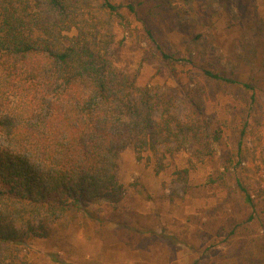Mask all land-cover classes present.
I'll return each instance as SVG.
<instances>
[{
  "label": "trees",
  "instance_id": "16d2710c",
  "mask_svg": "<svg viewBox=\"0 0 264 264\" xmlns=\"http://www.w3.org/2000/svg\"><path fill=\"white\" fill-rule=\"evenodd\" d=\"M194 1L0 0V133L6 136L0 142V264H29L34 240L58 237L74 208L89 211L104 199L116 207L123 192L118 160L129 145L137 160L153 154L160 173L167 167V146L189 140L190 167L176 171L185 179L223 138L206 113L203 88L182 116L173 91L140 86L116 64L113 21L128 27L125 7L143 22L151 58L171 72L180 64L193 65L191 80L195 73L200 83L245 91L250 111L241 115L242 135L252 125H264L260 83L240 79L215 58L209 11L199 23L192 22ZM202 1L210 9L216 0ZM164 22L181 27L187 53L157 35ZM205 26L207 34L200 29ZM12 107L11 113L3 112ZM237 152L224 161L221 174L235 175L232 187L250 212H229L216 236L225 244L224 257H236L237 264H264V255L256 256L264 243V190L245 180L242 140ZM129 221L122 222V232L129 231ZM192 260L219 264L205 257Z\"/></svg>",
  "mask_w": 264,
  "mask_h": 264
},
{
  "label": "rangeland",
  "instance_id": "374dc122",
  "mask_svg": "<svg viewBox=\"0 0 264 264\" xmlns=\"http://www.w3.org/2000/svg\"><path fill=\"white\" fill-rule=\"evenodd\" d=\"M114 1L127 5L134 0ZM192 7V22L199 23V18L209 11L214 29L208 38L215 58L240 79H257L264 101V0H216L210 9L205 8L202 0H195ZM123 11L128 27L113 21L116 64L140 86L173 91L182 116L189 109L191 99L200 96L196 94L198 89L203 88L206 113L215 121L214 126L221 127L223 138L212 144L214 153L205 162H197L185 179L176 171L190 167L193 143L189 140L167 146V167L160 173L155 171L153 154L150 159L145 154L137 160L129 145L118 160L117 175L123 184L118 205L115 207L104 199L91 204L89 211L74 208L58 237L34 240L27 261L29 264H191L192 259L205 257L219 264H237L236 257L223 256L226 247L221 235L216 234L229 212L246 216L250 209L241 204V196L232 187L235 175L227 172L224 178L221 172L225 170L224 161L238 154L242 140L245 180L256 191L264 190V125H252L242 135L241 115L250 111L246 92L231 85L218 88L200 83L195 73L191 80L188 73L196 70L193 65L180 64L176 72H171L160 60L148 55L150 44L143 22L126 7ZM206 27L200 28L205 34L210 29ZM156 33L169 39L172 49L180 47L187 53L180 26L175 28L164 22L156 28ZM14 108L3 112L11 113ZM0 142H6L2 133ZM234 170L230 168L231 172ZM212 179L215 181L211 182ZM246 210L248 213L244 214ZM130 214L135 216L131 218ZM126 219H130V228L122 232V222ZM137 231L145 232L144 236L138 237ZM263 255L264 243H261L256 256Z\"/></svg>",
  "mask_w": 264,
  "mask_h": 264
}]
</instances>
